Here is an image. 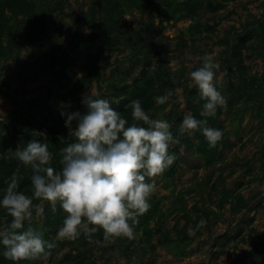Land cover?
I'll use <instances>...</instances> for the list:
<instances>
[{
  "label": "rangeland",
  "instance_id": "374dc122",
  "mask_svg": "<svg viewBox=\"0 0 264 264\" xmlns=\"http://www.w3.org/2000/svg\"><path fill=\"white\" fill-rule=\"evenodd\" d=\"M23 1L20 11L6 12L1 38L2 155L44 132L59 170L61 149L74 139L65 120L86 112L83 96L108 99L131 123L128 105L142 86V107L178 136L184 115H200L205 103L190 79L202 58L212 56L228 74L216 81L226 105L206 118L223 132L221 141L216 148L197 143L203 134L196 131L170 147L177 159L161 176L147 178L155 185L151 207L133 239L81 235L56 241L47 260L20 264H264V52L254 34L241 30L260 17L263 0ZM230 42L246 76L255 77L252 85L243 83L237 59L228 56ZM167 91L173 96L158 105L155 97ZM0 174V200L12 179L31 196L30 167L20 163ZM63 219L59 205L53 212L45 203L41 216L33 209L25 229L51 242ZM10 222L0 207V227ZM2 253L0 245V264H14Z\"/></svg>",
  "mask_w": 264,
  "mask_h": 264
},
{
  "label": "clouds",
  "instance_id": "9594fccd",
  "mask_svg": "<svg viewBox=\"0 0 264 264\" xmlns=\"http://www.w3.org/2000/svg\"><path fill=\"white\" fill-rule=\"evenodd\" d=\"M227 74V69L220 71V65L210 55H205L202 65L190 73L201 100L205 101L200 112L205 119L186 113L178 136H174L173 125L167 120L151 118L140 100L128 105L130 123L108 99L88 92L82 98L86 112L67 114L65 127L74 139L61 149L59 170L52 166L53 153L44 132L35 133L41 139H33L26 147L12 152L33 173L32 194L20 191L12 179L0 200V207L11 218L10 223L0 227L5 259L14 264L47 260L57 247L56 241H75L81 235L92 240L100 231L105 241L133 239L139 217L151 207L148 201L155 185L147 178L161 176L177 159L169 152L170 147L181 143L180 136L196 131L202 132L210 148H216L221 141L223 132L210 127L206 118L215 117L217 108L226 105L216 81ZM172 96L173 92L167 91L155 97V101L164 105ZM34 200L41 203L34 205ZM45 203L53 212L59 205L64 214L51 242L35 228L25 229V223L32 220L33 209L41 216Z\"/></svg>",
  "mask_w": 264,
  "mask_h": 264
},
{
  "label": "trees",
  "instance_id": "16d2710c",
  "mask_svg": "<svg viewBox=\"0 0 264 264\" xmlns=\"http://www.w3.org/2000/svg\"><path fill=\"white\" fill-rule=\"evenodd\" d=\"M263 5H264V0H263ZM22 6H26L25 2L23 0H0V48H2L1 46V38L3 35V30L4 27L6 25V21H7V16H6V12H11L13 14H15L16 12L20 11L19 9L22 8ZM241 30H243V36L246 37H250L251 35L254 34V36L256 37V41L258 42V45L260 47V49L264 52V7H263V12L260 15V17L258 19L255 20V22H250L249 24L244 25ZM229 47L228 50L229 51H233L228 53V56H230V58H236L237 60H235V64L238 67L237 71H239V75L241 77H244V81L243 83H245V85L249 86L252 85L254 82L255 77H251V76H246L244 69L241 65H239V58H240V53H235L237 52L238 48L235 44H233L232 42L228 43ZM85 72L87 71V69L84 70ZM100 76L98 77V79H96V81H99ZM147 85V84H146ZM145 90V88L142 86L140 87L139 93L136 96V99L140 100L141 102L143 101V97H144V93L143 91ZM195 118L197 119H205L203 117H201L200 115H193ZM208 125L211 127V125L208 122ZM201 132V131H199ZM202 133V132H201ZM200 133V134H201ZM7 137L6 135H0V155L3 154L4 149L7 147L4 143V138ZM14 136L9 135L8 138L11 140ZM198 142L200 144H204L206 142V140L204 139L203 135H198ZM18 142V141H17ZM27 145L25 144V142L21 141V145L18 148H23L26 147ZM18 148H15V150H17ZM3 160L0 161V172L2 170H7L9 174L13 173L15 168L20 165V162L15 158L14 154H9L7 155H2ZM0 182L2 183L1 180V174H0Z\"/></svg>",
  "mask_w": 264,
  "mask_h": 264
}]
</instances>
